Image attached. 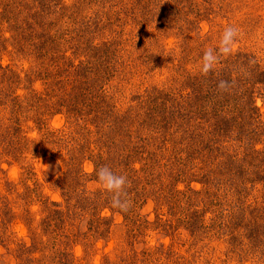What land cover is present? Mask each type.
Here are the masks:
<instances>
[{
	"label": "rangeland",
	"instance_id": "obj_1",
	"mask_svg": "<svg viewBox=\"0 0 264 264\" xmlns=\"http://www.w3.org/2000/svg\"><path fill=\"white\" fill-rule=\"evenodd\" d=\"M18 1L19 8L41 6L40 0ZM52 1L53 13L37 21L48 23L43 31L47 37L55 36V45L43 43L42 30L32 33L35 20L23 8H16V28L0 23V65L21 76L19 82L4 83L0 77V264L26 263L21 262L26 257L21 251L32 242L29 219L34 218L33 225L38 226L51 201L65 205L70 186V191L77 186L73 183L80 177L78 171L86 174L78 185L80 192L85 191L81 195H99L103 204L93 212L110 217L102 237L82 235L75 240L72 249L78 264H102L107 256L121 264L124 248L138 249L137 264H264V189L253 178L244 196L220 184V218L214 223L211 210H206L201 232L189 230L196 207L189 199L190 188L203 186L189 175L191 162L184 164L191 158L186 134L170 120L157 136L174 135L176 140L165 144L157 166L145 167L141 173L119 171L129 181L124 215L111 206L110 194L92 175L96 168L90 150L98 151L100 133L108 131L110 118L118 115L115 112L128 113L129 133L142 131L150 136L156 131L155 123L167 116L184 127L189 117L195 118V102L210 105L211 100L218 103L223 98V89L212 98L216 95L212 79L220 75L233 88L224 91L221 103L229 137L223 136L219 146L223 150L227 146L232 154L250 146L264 161V0ZM228 25L239 32L233 51L221 55L213 71L201 73L204 52L218 47ZM43 54L54 62H36ZM80 57L85 62L79 74L89 75L85 82L74 77L73 82L65 74L58 78L69 85L66 97L76 84L82 86L76 88L79 95L84 86L94 90L98 99L88 98L105 103L101 119L74 121L67 108L49 110L51 104L28 113V101L43 96L47 88L44 79L26 78V70L36 63L64 69L80 64ZM80 97H75L76 103L86 101L85 94ZM176 143H180L178 150ZM134 177L139 179L130 183ZM256 217L260 224L253 220ZM92 218L80 222L79 229L93 231L88 227ZM41 258L40 264H56L48 256Z\"/></svg>",
	"mask_w": 264,
	"mask_h": 264
},
{
	"label": "trees",
	"instance_id": "obj_2",
	"mask_svg": "<svg viewBox=\"0 0 264 264\" xmlns=\"http://www.w3.org/2000/svg\"><path fill=\"white\" fill-rule=\"evenodd\" d=\"M40 2L41 6L33 7L30 5L29 7H25V5H21L22 7L19 8L20 3L18 0H5L0 6V23L1 21H3V23L5 21L10 23L13 27L16 18V8L19 10L23 8V11L27 10L29 17L32 20H35L34 23L37 27L32 31V33L37 35V32H41L42 30L39 35L43 38V43H47L46 40H48V44L52 43L55 45V36L49 35L47 37L45 35V31H43L48 23L46 21H41L39 24L37 21V19H41V17H48L53 13V1L51 0L47 2L46 0H40ZM194 24L198 29H200L198 24ZM0 39L2 38L0 37ZM29 39H31V37H29ZM69 40L70 39L66 41L69 42ZM52 53L54 54L55 51H51L50 54ZM63 55L66 56L67 54L64 53ZM47 58L48 56H45V54H43L42 57L37 56L36 62L39 60H42V62H46L47 60H49L47 62H54L50 57L49 59ZM84 62L85 60L80 57V64L67 65V68L64 69L60 66H56L54 69H51V66L45 63H43L41 67H38L36 63L35 65H32L31 69L26 70V78L35 80L44 79L47 90L43 96H48L46 100L42 99V95L40 98L34 99V97L32 100L30 99L28 101V109L26 111L34 114L32 111L38 109L39 107L45 110V108L51 104L49 110L54 109L55 106L67 108L66 110L68 114H70L69 117L74 121L83 120L85 122L90 121L91 119L96 121L101 119L99 114L103 111L105 103H96L93 102V100L90 102V99L88 98L89 96H92L95 97V99L96 97L98 99V95L94 92V90L88 89L84 86L82 89L83 93H80V95L82 96V94H85L86 101L83 99V101L76 103L75 97L77 99L81 98L76 92V88H82V86L79 84H76V86L73 85V87H75V91L73 94L71 92L69 97H66L67 92H69V85H67V82L61 81V78H58L59 74L60 76L65 74V77L73 82L74 78L76 80L78 79L77 82L87 80L86 78L89 76L88 72L86 74H79V70L81 69L80 67L84 64ZM46 65L47 68L45 67ZM91 68L93 67H90V69ZM17 74H19L18 71H14L11 68L7 69L2 64L0 65V77L4 79L2 80L3 83L9 79L12 82H19V80H21L19 79L21 76H18ZM16 76L18 77L17 79ZM212 80H214L212 88L215 90L214 94H216L212 97L214 98L219 96L218 93L221 91V88L218 87L221 77L220 75H216V77L214 76ZM228 87H230V89L233 88L229 86V84ZM225 90L226 89H223L221 95L223 98H220L218 103L214 102L216 99L211 100L213 102L210 105H200L199 100L195 102L198 106L195 108V118L193 119L192 117H189L186 122L187 125L185 124L184 127L181 125V121L177 123V120H175V122L173 119H170L171 117L167 116L164 117V121L155 123L156 131L153 130L150 136H145L142 131L129 133V121L126 116L128 113L125 112L124 114H120L115 112L118 114L116 117L112 119L110 116V130L108 129L107 132L100 133V137L98 138L99 140L96 143L98 145V151L95 152L93 149H90L92 151L91 160L94 162L96 170L100 167L108 166L117 174H120L119 171L124 172L123 168L129 171L132 169L134 173H141L145 167H149L152 164L157 166L159 158L162 160V152H165V144L167 145L169 142H175L176 140L174 139V135L165 134L163 136H157V131L160 132V130L164 128V125L170 120L171 124L177 126L182 133L186 134L184 141H186L187 145L190 147L189 152L191 158L189 159L191 160H185L184 164L191 162V165L188 166V173L192 177L193 182H198L203 186L201 189H194L191 187L190 191L192 192V197H189L194 206H196L194 209L195 211L192 213L191 221L188 223L189 230L196 235L199 234L203 227L206 226L204 222L206 210H211V220H214V223L220 218V195L217 193V191L219 192L220 190V184L226 183L230 192L240 196H244L245 192L248 190L249 183L253 179V182H261L260 184H262V189H264V161H262L263 156L258 149L254 150V148L252 149L250 146H247L248 149H245L244 152L240 153L238 151L237 154H232L231 151L228 152L226 150L227 146L225 147V150L219 146V142L220 140L222 141L221 138L223 136L229 137L226 126L228 121L221 113V111L224 110L221 107V103L225 98ZM199 94H203L202 90ZM208 94H210V92ZM61 98H63V101H61ZM36 120L38 123L41 122L40 118H37ZM180 131H177L178 136L180 135ZM163 133H166V131ZM182 140L183 139L180 141L182 142ZM212 141L215 143L214 145H212ZM205 143L207 144V147L204 149V152H200ZM179 146L180 143L175 144L177 150L179 149ZM256 160L260 162L256 163ZM137 165H140L141 167L138 169ZM71 166L72 165H70V167ZM206 166L210 168L208 169ZM96 170L92 175L96 176ZM78 174L81 177L85 173L83 174L81 171H78ZM80 177L74 181V183L72 182L73 185L77 184L74 191H70V188L72 187L68 182V186H70V188L68 187L69 190L66 196L69 197V201L65 205L51 201L49 205H47L48 213L39 222L38 226L33 225L35 221L34 218L29 219V223H32L31 225H28L30 230L29 239L32 240V242L30 243V246H25L24 252L21 251V255L26 256L21 258V262H26L25 264H40L42 259L41 257L48 256L51 261H56V264H78L72 249L74 247L75 240L81 238L82 235L85 237L92 236L94 238L102 237L104 233L103 231H105L106 228L105 226H108L110 217H100V215L94 213L95 211L93 212L94 209L98 211L97 207H100L103 203H101L100 198H97L99 195H92L90 193L81 195L85 191L80 192L78 188L80 183L79 181H81ZM138 179V177H134L130 183H134V181ZM166 187L167 186H164L162 190L165 191ZM212 191L213 193L211 194ZM108 198L109 201H111L109 196ZM236 203L238 204V200ZM160 205L163 206L161 203ZM213 206L216 209H212ZM116 209L117 212L121 211L119 208ZM123 212L124 210L120 213L123 214ZM28 214L31 215L29 212ZM90 214L93 218L88 222V227H92L91 230L94 232L90 231L87 233L81 231L79 229V225L80 222L89 220L91 216ZM253 220H257L256 222H259V224L262 222H260L258 217ZM137 242L138 241L135 240V244ZM134 250V252L131 249L128 250L126 248L121 250L120 253L124 255L122 257L123 260H121V264H137V261L140 259V252L138 249ZM47 251H49L48 254ZM128 252L136 257L128 255ZM106 258L107 259L103 261L102 264H114L110 256H107Z\"/></svg>",
	"mask_w": 264,
	"mask_h": 264
},
{
	"label": "clouds",
	"instance_id": "obj_3",
	"mask_svg": "<svg viewBox=\"0 0 264 264\" xmlns=\"http://www.w3.org/2000/svg\"><path fill=\"white\" fill-rule=\"evenodd\" d=\"M239 36L238 29L233 25H228L224 28L219 39V45L216 48L207 49L200 64V71L207 74L214 70L215 65L219 62L220 56H227L231 54ZM219 88L227 89L228 83L220 81ZM96 178L104 191L111 196V206L121 210H127L128 200L127 185L129 183L128 177L125 174H117L112 168L108 166L100 167L96 170Z\"/></svg>",
	"mask_w": 264,
	"mask_h": 264
}]
</instances>
